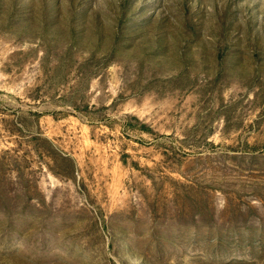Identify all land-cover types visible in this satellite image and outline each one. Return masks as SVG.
I'll use <instances>...</instances> for the list:
<instances>
[{
	"label": "rangeland",
	"instance_id": "374dc122",
	"mask_svg": "<svg viewBox=\"0 0 264 264\" xmlns=\"http://www.w3.org/2000/svg\"><path fill=\"white\" fill-rule=\"evenodd\" d=\"M0 264H264V0H0Z\"/></svg>",
	"mask_w": 264,
	"mask_h": 264
}]
</instances>
